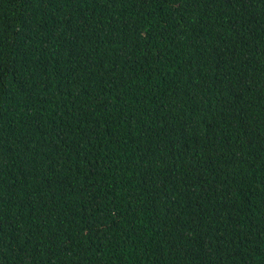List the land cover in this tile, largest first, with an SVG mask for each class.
<instances>
[{
    "label": "trees",
    "instance_id": "obj_1",
    "mask_svg": "<svg viewBox=\"0 0 264 264\" xmlns=\"http://www.w3.org/2000/svg\"><path fill=\"white\" fill-rule=\"evenodd\" d=\"M0 264H264V0H0Z\"/></svg>",
    "mask_w": 264,
    "mask_h": 264
}]
</instances>
